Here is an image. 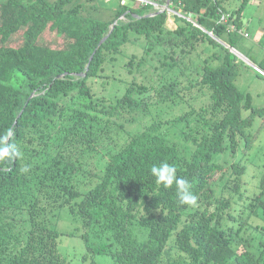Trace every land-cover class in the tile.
Wrapping results in <instances>:
<instances>
[{"label":"trees","instance_id":"obj_1","mask_svg":"<svg viewBox=\"0 0 264 264\" xmlns=\"http://www.w3.org/2000/svg\"><path fill=\"white\" fill-rule=\"evenodd\" d=\"M225 1L170 0L179 16L118 0L102 19L95 0H0V142L11 129L6 143L20 153L0 158V264H66L49 225L61 206L81 220L87 250L115 264H264V238L257 252L234 251L220 225L244 166L213 155L246 152L258 133L247 129L253 116L264 123V107L234 83L247 62L224 45L240 52L250 0L233 10ZM131 42L140 52L124 62L123 91L96 93L103 63ZM242 53L264 77V52ZM187 93L208 99L174 118L147 115ZM161 163L189 181L195 204L157 183L150 169ZM258 186L264 193V162Z\"/></svg>","mask_w":264,"mask_h":264},{"label":"rangeland","instance_id":"obj_2","mask_svg":"<svg viewBox=\"0 0 264 264\" xmlns=\"http://www.w3.org/2000/svg\"><path fill=\"white\" fill-rule=\"evenodd\" d=\"M240 1L226 0L224 4L228 10H233L239 6ZM128 2L132 3V1ZM95 3L99 6L98 9H101L102 19H105L110 15L111 9L118 4V0H95ZM87 6H89V2H87ZM183 19L185 17L176 18L175 23H180ZM242 21L248 36L244 37L239 34L235 36L237 39L235 46L241 53L250 48L254 51L255 59L258 60L264 52V0H250L243 9ZM256 30L259 31V34L255 33ZM139 41L141 43L142 40L139 39ZM140 43L126 44L112 62L103 63L104 73L108 76H99L94 79L92 87L96 93L112 96L123 91L125 80L129 78L124 62L130 53L140 52ZM242 54L244 55V53ZM247 63L239 64L234 83L241 92L249 95L253 107H264V77L261 73V75L256 74L258 70ZM102 79L108 81L105 88L99 86ZM204 99L207 100L208 95L205 98V95H189L187 93L180 95L174 101L152 103L147 115L151 114L153 117L156 115L164 119L174 118L180 111L190 105H197ZM246 113L248 110L242 111L243 115ZM262 119L263 114L253 116L252 123L247 128L251 132L258 128V133L255 141L246 152L236 151L231 154L230 151L226 150L223 153L213 155L214 160L224 163L229 169L233 162L244 166L238 177L240 181L238 190L225 194L231 197L229 210L231 217H225L220 222L221 227L227 232L230 246L234 251L245 246L248 250L257 252L258 242L264 238L263 210L260 207L255 208V205L252 204L256 197L264 201V193H259L258 186L261 167L264 162V123L261 124ZM131 126L127 129L130 127L131 129L139 128L137 123H133ZM82 179L83 177L80 175L75 179L80 190L89 186V183L81 181ZM49 225L59 232L57 250L66 264H115L109 255L92 254L87 250L82 237L85 228L82 226L81 220L73 216L65 206L59 207L53 215L49 216Z\"/></svg>","mask_w":264,"mask_h":264},{"label":"clouds","instance_id":"obj_3","mask_svg":"<svg viewBox=\"0 0 264 264\" xmlns=\"http://www.w3.org/2000/svg\"><path fill=\"white\" fill-rule=\"evenodd\" d=\"M13 135L14 133L9 129L4 141L0 142V158L10 155L18 156L20 154L18 148L14 144L6 143L7 139ZM150 171L156 178L157 183L163 184L164 187H171L173 184L176 185L179 202L181 204L192 205L196 203V196L190 190L191 185L189 181L177 177V170L173 165L161 163L153 166Z\"/></svg>","mask_w":264,"mask_h":264},{"label":"built area","instance_id":"obj_4","mask_svg":"<svg viewBox=\"0 0 264 264\" xmlns=\"http://www.w3.org/2000/svg\"><path fill=\"white\" fill-rule=\"evenodd\" d=\"M126 0H119L120 4H124ZM135 2L139 4H149L152 6V9L154 12L157 11H165L168 15L170 14H176V15H181V12L178 10H174L170 6V0H134ZM220 21L225 22V18L221 17ZM230 28H234V25H228Z\"/></svg>","mask_w":264,"mask_h":264},{"label":"water","instance_id":"obj_5","mask_svg":"<svg viewBox=\"0 0 264 264\" xmlns=\"http://www.w3.org/2000/svg\"><path fill=\"white\" fill-rule=\"evenodd\" d=\"M113 23H115V21H114ZM208 33H209V32H208ZM209 34H210V33H209ZM106 36H107V35H106ZM106 36H104V37L100 40L99 44H100V43L106 38ZM224 45H225L226 47H228V48H229L233 53H235L237 56H239L240 58L246 60L251 66L257 68L255 64H253L252 62L248 61V60L246 59V57H245L243 54H241L240 52H238L236 49H234V48L228 46L227 44H224Z\"/></svg>","mask_w":264,"mask_h":264},{"label":"crops","instance_id":"obj_6","mask_svg":"<svg viewBox=\"0 0 264 264\" xmlns=\"http://www.w3.org/2000/svg\"><path fill=\"white\" fill-rule=\"evenodd\" d=\"M256 33H257V34H259V31H258V30H256ZM253 64H254V63H253ZM256 67H257V66H256Z\"/></svg>","mask_w":264,"mask_h":264}]
</instances>
